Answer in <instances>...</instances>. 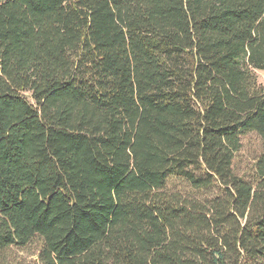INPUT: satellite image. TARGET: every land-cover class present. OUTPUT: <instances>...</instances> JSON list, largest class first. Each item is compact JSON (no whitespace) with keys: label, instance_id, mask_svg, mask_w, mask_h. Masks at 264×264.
<instances>
[{"label":"trees","instance_id":"16d2710c","mask_svg":"<svg viewBox=\"0 0 264 264\" xmlns=\"http://www.w3.org/2000/svg\"><path fill=\"white\" fill-rule=\"evenodd\" d=\"M257 72L264 0H0V264H264Z\"/></svg>","mask_w":264,"mask_h":264},{"label":"rangeland","instance_id":"374dc122","mask_svg":"<svg viewBox=\"0 0 264 264\" xmlns=\"http://www.w3.org/2000/svg\"><path fill=\"white\" fill-rule=\"evenodd\" d=\"M256 75H257V78H258V82H259L260 84L264 85V73H262V72H257ZM22 257H23V259H25L26 261H29V260L33 259V257H27V255H25V254H24Z\"/></svg>","mask_w":264,"mask_h":264}]
</instances>
